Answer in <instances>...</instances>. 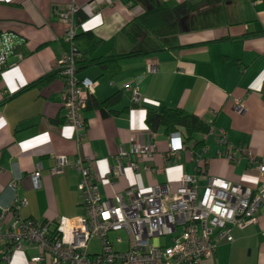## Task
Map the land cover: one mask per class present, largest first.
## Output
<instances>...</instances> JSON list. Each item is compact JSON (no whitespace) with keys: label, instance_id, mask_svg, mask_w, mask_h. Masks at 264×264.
I'll list each match as a JSON object with an SVG mask.
<instances>
[{"label":"crops","instance_id":"0c3cea01","mask_svg":"<svg viewBox=\"0 0 264 264\" xmlns=\"http://www.w3.org/2000/svg\"><path fill=\"white\" fill-rule=\"evenodd\" d=\"M160 1L172 7L181 5L186 17L173 20L157 38H150L133 21L149 7L148 0H0V41H14L0 74V101L6 98L0 103L1 231L16 219L54 224L62 216L82 214L77 189L80 172L66 167L55 175L52 167L59 155L72 161L89 158L85 163L99 177L96 184L101 198L157 183H166L174 191L185 174L194 177L199 192L209 177L255 192L264 187V174L239 159L247 150L264 158L262 33L255 35L262 32L260 0ZM186 1L196 3L192 12L184 5ZM71 2L87 15L86 21H77V41L84 53L86 38H79V32L102 40L94 56L133 49L126 32L134 34L141 48L156 50L147 57L120 59L119 70L112 77L96 66L77 74L96 82L91 95L97 99L122 91L116 108L129 107L109 117L82 107L83 127L77 130L65 122L62 76L21 91L58 67L57 60L66 51L62 38L65 24L58 12ZM20 42L28 52L22 57L11 49ZM150 62L156 63L155 72L146 69ZM133 89L138 95L134 107ZM235 100L243 103V112L235 110ZM163 107L183 108L211 126L202 137L207 160L199 168L187 148L168 161L164 159L169 151L168 135L163 128L152 131L145 124L147 109ZM54 119H62L61 124H52ZM220 133L225 142H219ZM144 144L152 146V156L133 171L127 160ZM121 147L128 156L121 158L122 174L113 177L111 166ZM231 154L235 160L226 157ZM38 166L40 187L34 188L30 176ZM12 182L16 183V196L24 200L18 207L8 188ZM7 206L10 210L4 211ZM232 235L233 242H220L206 264H264V205L253 222L233 228ZM37 251L34 244L24 243L11 253L8 264H31L28 259Z\"/></svg>","mask_w":264,"mask_h":264},{"label":"built area","instance_id":"2783aa9c","mask_svg":"<svg viewBox=\"0 0 264 264\" xmlns=\"http://www.w3.org/2000/svg\"><path fill=\"white\" fill-rule=\"evenodd\" d=\"M78 9L79 6L71 2L58 12V18L65 24L62 38L69 46L57 60L66 88L64 118L75 130L83 127L79 109L85 106L87 95L96 84L87 77L79 79L75 74L74 57L78 54L74 41L78 29L75 15ZM13 44L12 39L0 43V69L7 66L9 48ZM146 69L155 72L156 63H147ZM137 100V90L133 89L131 101ZM234 108L243 112L244 105L235 100ZM168 139L169 151L164 155L167 161L185 149L179 132L169 133ZM219 142H225L223 133L219 134ZM204 152L195 158L198 168L207 160ZM152 153L151 145L140 146L133 152V158L127 160L128 168L139 170L140 164ZM127 156L126 149L119 148L111 166V176L122 174L121 158ZM226 157L235 160L232 154ZM239 159L264 174V158L258 159L247 150ZM85 162H89V158L72 161L59 155L52 167L55 175L66 167L80 172L77 189L82 214L62 216L54 224L14 220L0 230V264H8L11 253L24 243L37 247V254L28 259L31 264H206L220 242H233L232 229L253 222L264 205V187L255 192L220 177H209L199 192L194 177L186 174L174 191L166 183H157L148 189L134 186L123 195L101 198L96 184L99 177ZM39 170L40 166L36 167L30 176L34 188L40 187ZM160 170L151 169L152 172ZM8 188L13 193V203L17 207L24 204V200L16 196V183H10ZM10 207L3 210H10ZM119 232H123L124 237ZM110 233H114V237L110 238ZM160 237H165L164 242H160ZM94 239L100 240L101 249L89 252V243ZM114 244H126L127 248L120 253L113 250Z\"/></svg>","mask_w":264,"mask_h":264},{"label":"trees","instance_id":"16d2710c","mask_svg":"<svg viewBox=\"0 0 264 264\" xmlns=\"http://www.w3.org/2000/svg\"><path fill=\"white\" fill-rule=\"evenodd\" d=\"M149 7L143 11L142 13L135 16L133 19L134 23L137 25L141 33L145 36H149L150 38H155L156 35L167 25H170V22L173 20L182 21L185 16V12L180 10L181 5L170 6L166 2H162L160 0H148ZM129 2V0H127ZM195 4L189 3L186 1L184 5L188 8L189 12L194 10ZM133 7V4L129 5ZM180 6V7H178ZM78 12V11H77ZM76 12V13H77ZM87 15L82 11L77 13V21L81 23V21H86ZM262 32H255V35L261 34ZM127 39L129 43H131V50L122 51V52H112L105 55L94 56L95 49L98 45L102 43V40L90 33H80L79 38L85 37V42L87 46V53H84L80 48V44H78V33L74 39L75 48L78 52L74 57L75 64V74L77 76L82 70L96 66L98 67L103 75H108L109 77L114 76L119 70V61L120 59H125L133 56L147 57L150 53H153L156 50H150L154 48H141L140 43L134 36V34L127 33ZM164 35V34H161ZM157 38V37H156ZM66 51L69 49V46L66 44ZM13 51H16L18 55L25 56L28 52L22 47L21 42L15 44L11 47ZM12 51V52H13ZM3 71V68L0 69V74ZM55 75L61 76V68L52 69L47 74L41 76L36 81L25 86L21 91L27 90L30 87H35L37 85L43 84L44 82L49 81ZM78 78V77H77ZM80 79V78H79ZM0 101L3 103L4 100ZM122 100V91H117L110 95L109 97L99 100L91 93L87 95L85 101V110L97 109L103 117H109L112 115H117L118 113L128 111L129 107H125L122 110H118L116 106ZM136 102H132L131 106H136ZM61 120H52L50 121L54 125L61 124ZM85 122V120H84ZM145 124L152 131H156L158 128H163L164 132L168 135L171 132L177 131L180 133L182 137V142L187 148L194 158L200 155L204 149V135L208 134L211 130V126L206 123L204 120L196 116L194 113L189 112L183 108L179 107H163L159 110L147 109L145 114ZM42 222L40 224H43Z\"/></svg>","mask_w":264,"mask_h":264},{"label":"rangeland","instance_id":"374dc122","mask_svg":"<svg viewBox=\"0 0 264 264\" xmlns=\"http://www.w3.org/2000/svg\"><path fill=\"white\" fill-rule=\"evenodd\" d=\"M199 195H200V193H199ZM179 231H180V227L178 229V232ZM118 234H120L122 237H124L123 232H119ZM175 234L176 233H174L173 235H175ZM109 237L110 238L114 237V233H110L109 234ZM168 238L170 239V236H168ZM164 240H165V237H160V242L161 243L164 242ZM126 248H127L126 244H114V246H113V250L114 251H118L120 253H123L126 250ZM100 249H101V242H100V240L94 239L93 241H91L89 243V252L98 251Z\"/></svg>","mask_w":264,"mask_h":264},{"label":"clouds","instance_id":"9594fccd","mask_svg":"<svg viewBox=\"0 0 264 264\" xmlns=\"http://www.w3.org/2000/svg\"><path fill=\"white\" fill-rule=\"evenodd\" d=\"M75 21H76L77 25H79L78 22H77V20H76V17H75ZM77 32H78V29H77ZM76 34H77V33H76ZM75 37H76V36H75ZM82 78H83V77H82ZM90 80H91V79H90ZM94 82H95V81H94Z\"/></svg>","mask_w":264,"mask_h":264}]
</instances>
